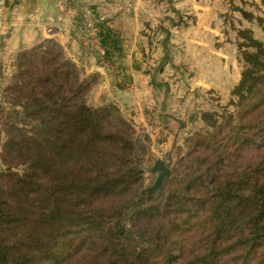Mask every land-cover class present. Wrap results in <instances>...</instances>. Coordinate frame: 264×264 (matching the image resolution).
Returning a JSON list of instances; mask_svg holds the SVG:
<instances>
[{
	"label": "trees",
	"instance_id": "1",
	"mask_svg": "<svg viewBox=\"0 0 264 264\" xmlns=\"http://www.w3.org/2000/svg\"><path fill=\"white\" fill-rule=\"evenodd\" d=\"M237 38L245 67L231 91L238 121L227 142L230 157L252 155L219 166L216 137L206 146L214 160L203 158L181 192L141 195L132 125L112 105H86L90 82L54 41L19 52L2 92L9 109L0 106V264H264V45L249 29ZM214 117L202 114L218 131ZM157 193L164 206L152 203ZM195 218L200 236L185 251L182 232Z\"/></svg>",
	"mask_w": 264,
	"mask_h": 264
},
{
	"label": "rangeland",
	"instance_id": "2",
	"mask_svg": "<svg viewBox=\"0 0 264 264\" xmlns=\"http://www.w3.org/2000/svg\"><path fill=\"white\" fill-rule=\"evenodd\" d=\"M135 1L134 17L137 20L133 24L124 20L133 16L126 15V12L113 19L114 22L107 17L86 25L79 48L94 55L91 73L89 66L71 61L61 49L64 57L76 66L81 78L90 82L91 89L84 99L86 105L92 108L116 107L121 117L132 125L134 137L141 141L134 158L142 172L138 183L133 186L137 194L141 195L153 186L157 175L152 174L151 169L157 160L165 164L169 175L161 189L154 192H181L183 183L197 176L198 170H204L201 160L212 157L206 146L212 145L216 137L222 146L219 152L223 154L219 166H240L246 156L252 155L249 150H243L241 155L230 157L227 140L231 130L228 124L238 121V109L230 105L235 85L220 93L209 87L215 80L212 76L206 77V71L216 52L225 44L223 52L232 60L231 84L238 76L240 79L245 64L237 49V31L251 30L253 37L264 45V0H212L216 11L220 12L218 19L223 26L219 31L222 27L215 25L219 32L215 38H205L201 34L204 31L197 32L196 11L203 6L200 0ZM241 10L253 14L255 19L246 21ZM18 53L10 51L5 34L0 33V106L7 110L9 106L2 100V92L10 84ZM203 113L215 114L220 130L209 128L202 120ZM218 132L220 135L216 136ZM5 139L0 127V169ZM123 199L124 196H118L106 202H109L108 206L116 205ZM152 203L164 206V197L157 193ZM191 225L186 233L182 232V240H185V251L192 252L200 232L193 229L198 226L196 218ZM155 226L150 222L145 229L149 231ZM147 237H141L142 241Z\"/></svg>",
	"mask_w": 264,
	"mask_h": 264
},
{
	"label": "crops",
	"instance_id": "3",
	"mask_svg": "<svg viewBox=\"0 0 264 264\" xmlns=\"http://www.w3.org/2000/svg\"><path fill=\"white\" fill-rule=\"evenodd\" d=\"M200 4L203 6H197L201 9L196 11L197 32L204 31L201 34L205 38H215L219 35L215 25L222 27L220 29L218 26L219 31L223 29L218 19L220 12L216 11L212 0H200ZM135 7V0H4V5L0 7V33L5 34L12 53L29 49L43 41H54L63 48L71 61L83 67L89 66L91 73L94 55L79 48L81 35L87 30L86 25L107 17L110 22H114L113 19H118L126 12V15L133 16L125 17L124 20L127 24H133L137 20L134 17ZM122 8L123 11H120ZM223 50L225 44L216 52L211 67L206 71V77L212 76L215 80L209 87L220 93L229 91L239 81L238 76L231 84L232 60Z\"/></svg>",
	"mask_w": 264,
	"mask_h": 264
},
{
	"label": "water",
	"instance_id": "4",
	"mask_svg": "<svg viewBox=\"0 0 264 264\" xmlns=\"http://www.w3.org/2000/svg\"><path fill=\"white\" fill-rule=\"evenodd\" d=\"M151 173L157 175V178L153 186L146 190L147 192L161 189L164 179L169 175V170L162 161L157 160L151 169Z\"/></svg>",
	"mask_w": 264,
	"mask_h": 264
},
{
	"label": "built area",
	"instance_id": "5",
	"mask_svg": "<svg viewBox=\"0 0 264 264\" xmlns=\"http://www.w3.org/2000/svg\"><path fill=\"white\" fill-rule=\"evenodd\" d=\"M4 5V0H0V7Z\"/></svg>",
	"mask_w": 264,
	"mask_h": 264
}]
</instances>
